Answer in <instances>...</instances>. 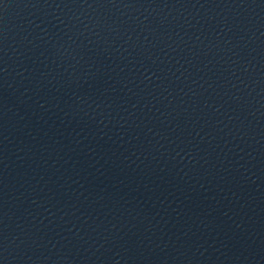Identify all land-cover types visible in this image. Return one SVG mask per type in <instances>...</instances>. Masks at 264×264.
<instances>
[{
	"label": "water",
	"instance_id": "95a60500",
	"mask_svg": "<svg viewBox=\"0 0 264 264\" xmlns=\"http://www.w3.org/2000/svg\"><path fill=\"white\" fill-rule=\"evenodd\" d=\"M0 264H264V0H0Z\"/></svg>",
	"mask_w": 264,
	"mask_h": 264
}]
</instances>
